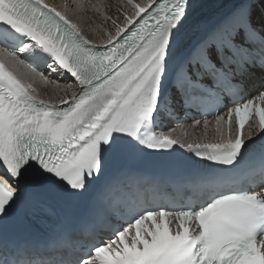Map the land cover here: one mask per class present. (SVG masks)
I'll list each match as a JSON object with an SVG mask.
<instances>
[{
    "label": "snow or ice",
    "instance_id": "1",
    "mask_svg": "<svg viewBox=\"0 0 264 264\" xmlns=\"http://www.w3.org/2000/svg\"><path fill=\"white\" fill-rule=\"evenodd\" d=\"M189 7L190 0H126L110 15L100 10L107 5L83 0H0V264H264V149L243 167L253 114L264 135V86L229 107L227 120L215 116L222 136V122L229 125L221 142L186 143L161 124L176 105L198 107L252 69L264 76V0H236L195 44L183 33ZM85 12L110 22L99 43L78 22ZM37 83L64 96L46 99ZM164 155L189 169L186 203L98 206L117 183L107 176L113 162ZM102 177L83 210L87 240L64 255L60 241L74 232L64 227L54 233V258L9 259L7 233L22 226L21 209L83 197Z\"/></svg>",
    "mask_w": 264,
    "mask_h": 264
},
{
    "label": "bare ground",
    "instance_id": "2",
    "mask_svg": "<svg viewBox=\"0 0 264 264\" xmlns=\"http://www.w3.org/2000/svg\"><path fill=\"white\" fill-rule=\"evenodd\" d=\"M107 5L108 8H101L102 12L107 11L108 14L114 15L115 10L118 8L122 9V5L126 3V0H104V3L101 4L103 0H83L85 5ZM49 3H54L57 5H63V0H48ZM66 2V0H65ZM70 2V0H69ZM136 3L143 2V0H134ZM84 29L85 33L92 36L98 43L103 37V29L105 27H110V22L105 23L102 17L97 16L94 12H85L81 19L78 20ZM23 71V69H21ZM37 91L39 94L43 95L46 99H52L55 102H58L64 96V89L58 88L55 85H43L37 83ZM234 135V132H232ZM173 136L178 137L187 142L193 143H206L213 142L214 135L212 133H205L199 130L198 126L194 123H190L182 126L181 128L174 129L171 133ZM232 135V136H233Z\"/></svg>",
    "mask_w": 264,
    "mask_h": 264
},
{
    "label": "rangeland",
    "instance_id": "3",
    "mask_svg": "<svg viewBox=\"0 0 264 264\" xmlns=\"http://www.w3.org/2000/svg\"><path fill=\"white\" fill-rule=\"evenodd\" d=\"M88 3V2H87ZM104 3V0L101 2V4ZM89 4V3H88Z\"/></svg>",
    "mask_w": 264,
    "mask_h": 264
}]
</instances>
